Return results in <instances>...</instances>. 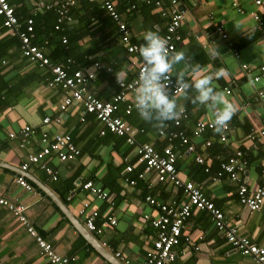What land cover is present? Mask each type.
I'll list each match as a JSON object with an SVG mask.
<instances>
[{"label": "crops", "instance_id": "1", "mask_svg": "<svg viewBox=\"0 0 264 264\" xmlns=\"http://www.w3.org/2000/svg\"><path fill=\"white\" fill-rule=\"evenodd\" d=\"M35 1L26 0L25 4L16 2L14 8L18 10L17 17L22 25L27 16L33 19L41 14L42 11L33 7ZM145 1L134 0L136 8H129L128 11L132 12L128 15L125 12L119 13L124 21H128L132 41L142 44L144 33L148 30L163 35L168 18L162 14L167 13L170 4V0H163L160 7L155 6L148 11L142 5ZM198 1L203 4L202 8L194 6L191 0H179L184 18L178 29L181 41L174 52L184 51L191 63H199L210 74L217 69H224L222 77L214 83L217 90L224 94L223 89L229 87L231 92L225 95L237 105L238 111L232 118L229 143L220 144L213 140V145H223L225 152L216 156L211 173L217 172L218 164L225 162L227 156H233L238 148L243 152L245 160H248L245 170L240 174V183L254 191L264 179V141L255 142L251 148L247 135L252 127H264V107L256 97L257 90L264 91V72L254 70V75H260V80L253 83L241 71L240 64L264 66V42L260 30L249 16L255 6L251 0H241L245 13L239 14L231 0ZM72 12L75 18L72 24L77 27L74 34L82 33L84 23L90 25L88 31L94 34L92 39H83L76 44L78 49L74 50L75 56L78 59L83 57L82 53L90 52V48L97 51L87 57L90 64L80 70L96 73L89 92L106 101L107 97L112 98L115 88L99 77L102 66L110 64L114 73H119L122 80L129 81L134 78L142 58L139 52L127 53L120 44L116 25L114 29L103 25L94 15L96 10L90 9L85 0L78 1ZM78 19L82 23H77ZM218 25L224 27L226 39L216 32ZM6 35L11 34L0 31V40ZM106 36L111 37L95 45ZM216 49L218 54L214 51ZM233 51L239 52L240 59L234 58ZM20 54L11 49L7 52V56L10 55L9 61L5 60L4 66L0 64V196L13 204L24 206L31 225L58 255L71 260L69 264H123L114 257L115 252H120L129 264H146L147 252L157 237V231L144 222L142 217L146 214L155 218L158 212L145 202L142 183L150 191L154 190L157 184L154 175H147L145 180L137 181L136 186L125 185L122 177L134 179L141 169L139 166L128 175L123 170L127 164L134 163L133 147L126 144L116 146L111 136L108 138L109 134L100 135L104 126L89 114H85L84 121H80L82 106L61 110L60 103L67 92L49 87L47 81L51 74L48 70L29 63ZM92 61L100 62L101 70L96 71ZM183 67V63L177 65V71ZM170 75L176 80V71ZM134 95L131 94L129 100H134ZM177 103L183 110L189 111L188 119L181 120L179 127L172 124L174 121H169L163 129L141 130L140 136L144 143L152 144L157 151L165 147L172 148L177 154L176 163L181 178L192 180L198 185L205 197L223 212L225 220L237 225L240 235L264 247V205L257 212H250L241 206L237 196L238 184L227 178L219 183H211L208 174L197 181L201 173L193 168L196 163L193 154L185 151L178 138L168 139L170 132L183 131L190 137L196 121L213 118L212 112L205 105L193 104L183 96H177ZM118 114L122 115V110ZM45 116L60 117L61 122L54 126H43L41 120ZM25 126H34L37 130L29 144L20 148L19 134ZM42 130L69 135L81 151L74 162L64 163L54 157L49 159V165L58 172L56 181L34 166L25 172L21 170L27 155L38 150ZM161 130L164 136H159ZM11 133L15 135L14 138L10 137ZM211 135V132H206L200 139L194 140L196 152L204 160L211 158V154L202 147V143ZM20 176L32 187L31 191L16 183ZM88 180L100 188L105 184L108 188L113 187L114 192L110 193L114 202L113 210L106 202L82 190L81 184ZM117 185L119 188L115 191ZM164 186L167 193H155L152 197L165 203L184 199L180 190L170 185ZM108 188L102 189L109 193ZM84 204H88L85 214L97 210L101 215L96 220V226L101 230L98 235L91 234L84 227V215L79 213ZM109 213L116 219L115 226L103 223L104 216ZM80 226L82 228L79 231L77 228L80 229ZM97 247L105 250L107 258L96 250ZM172 255V259L164 264H254L251 257L232 249L218 234L210 215L204 211L193 212L182 231L181 242L172 248ZM0 264H49L40 255L35 240L3 206H0Z\"/></svg>", "mask_w": 264, "mask_h": 264}, {"label": "built area", "instance_id": "2", "mask_svg": "<svg viewBox=\"0 0 264 264\" xmlns=\"http://www.w3.org/2000/svg\"><path fill=\"white\" fill-rule=\"evenodd\" d=\"M79 0H36L33 2V7L37 11H45L53 9L57 14L56 30L63 24H71L73 18L70 15V10ZM102 3L103 8L108 15L113 19L117 26L120 44L125 48L127 53L136 54L139 52V45L131 42V33L127 24L122 20L120 14L116 11L113 3L110 0H97ZM163 0L155 2L156 7H160ZM194 6L203 7V4L198 0H191ZM233 7L239 14H244L241 0H231ZM255 6V10L249 13L256 27L260 30L261 40L264 42V0H251ZM149 3V1H147ZM169 19L166 25V33L163 34L169 42L170 52L176 49V43L181 41V36L177 33L180 28L184 11L180 7L179 0H170L168 13ZM0 16L2 17L3 27L8 29L11 35H15L20 40L21 56L31 64H36L37 67L48 70L51 77L48 79L47 85L54 89H61L67 93L63 96L60 103V109L66 110L68 107L82 106L83 113L79 117L80 121H84L85 114H92L104 129L100 135L106 132L124 139L126 145L133 147L135 161L132 164H127L124 167L125 174H131L138 166L142 169L137 174L138 180H144L147 175L153 174L157 183L170 185L176 190L182 192L184 199L176 202L173 200L170 203L159 201L152 196L145 197V202L152 206L158 216L153 218L149 215H143L142 220L156 229L157 237L152 242V247L147 252L146 264H164L172 259V248L178 245L182 240V231L186 226L187 221L193 215L194 211H204L208 213L216 228L218 234L223 237L226 242L243 256L252 258L254 264H264V247L252 243L248 238L239 234L237 225L225 220L223 212L218 209L214 203L205 197L202 190L192 180L183 179L180 176L179 170L176 168L177 154L172 148L165 147L161 151H157L150 143H139L137 140L141 130L129 125L119 116V111L125 115H129L136 110L134 100H129L131 94H135V89L138 84V74L142 67V63L136 69L135 76L129 81L121 79V84L115 81L118 91L113 95L111 101H104L96 98L89 92V86L95 81L96 73L84 72L80 69L71 70V61L66 60L62 64H52L43 50L37 45H34V28L32 16H27L24 20V28L15 14L14 7L7 0H0ZM216 32L223 39L227 38L224 32V27L218 25ZM65 40H63V43ZM234 52V51H233ZM233 56L236 60L240 59L239 52H234ZM2 65H6L3 60ZM96 71L101 70V64L95 62L93 64ZM241 71L248 76L249 80L257 83L260 80V75H254V70L264 72V66L256 67L253 64H240ZM172 90H175L176 80L171 77L170 81ZM225 94H230L229 87H225ZM257 100L264 107V91H256ZM122 105V107H121ZM188 114L183 110L180 118L174 120L175 127L181 125V120L188 119ZM213 119V118H212ZM212 119L196 121L191 130L190 137L181 131L179 133L168 132V139L178 138L180 145L185 147L188 154H193L194 161L203 165L204 159L196 152L194 140L200 139L206 132H211V138H207L202 143V147L207 149L213 144V140L220 144L229 143V132L231 131V122L225 129L223 134L215 133L212 126ZM60 117L45 116L41 123L43 126H54L60 124ZM37 128L34 126H25L19 134V147L25 148L30 141L32 135L35 134ZM164 131L159 132V136H164ZM14 138V134H10ZM264 141V127H252L247 135V141L250 142L251 148L257 141ZM81 154L69 135L59 132L49 133L47 130H42L40 133L39 148L37 151L29 153L26 161L22 164L21 170L27 171L30 166H34L43 171L52 181L58 179V172L55 171L48 163L49 159L54 157L60 162H74ZM129 161V160H128ZM126 161V162H128ZM247 165V160L243 156L240 149H236L233 156H230L227 161L220 164L217 172L210 174L209 167H205V172L209 174L208 181L211 183H219L223 178H227L230 182L237 185V196L241 206L245 207L250 212H257L264 205V179L261 184L254 190L250 191L248 187L240 183V174L243 173ZM126 184L135 186L136 179L125 178ZM16 183L24 189L31 191L32 187L26 182L24 177L20 176L16 179ZM81 188L96 196L100 201H104L111 208L114 205L112 195L96 186L92 181H85L81 184ZM0 206L5 207L13 217L25 228L26 232L35 240L40 255L49 262V264H69L70 259L58 255L53 247L47 243L44 238L35 230L25 215V207L16 205L0 196ZM88 204H84V208L80 210V215H84V227L93 235H98L101 230L96 226V220L101 217L100 213L95 210L85 214ZM105 225H116V219L107 214L104 216ZM186 241L188 239H185ZM105 246V244H103ZM114 257L123 264H129L125 257L120 252H115Z\"/></svg>", "mask_w": 264, "mask_h": 264}, {"label": "clouds", "instance_id": "3", "mask_svg": "<svg viewBox=\"0 0 264 264\" xmlns=\"http://www.w3.org/2000/svg\"><path fill=\"white\" fill-rule=\"evenodd\" d=\"M143 40L139 47L142 67L134 95V106L140 119L159 129L165 128L167 122L182 116L183 108L177 103V96H183L193 104L207 106L213 114L215 133L223 134L238 111L237 105L217 90L214 83L222 77L224 69L210 74L199 63H191L184 51L170 52L167 38L157 31H146ZM214 51L218 54V49ZM181 63L184 67L177 71V65ZM174 71L176 84L173 91L170 74ZM115 75L117 83L121 84L120 74ZM193 92L195 94L191 95Z\"/></svg>", "mask_w": 264, "mask_h": 264}, {"label": "trees", "instance_id": "4", "mask_svg": "<svg viewBox=\"0 0 264 264\" xmlns=\"http://www.w3.org/2000/svg\"><path fill=\"white\" fill-rule=\"evenodd\" d=\"M7 1H8V3L11 6L14 7L17 4L16 2H21V3L25 4L24 1H26V0H7ZM85 1L89 5L90 9L94 8V10H96L94 15L99 21L102 22L103 25H106V27H108L109 29H114V25H116V24L113 21V19L108 15L106 10L103 8L101 2H99L97 0H85ZM110 1L113 3V5H114V7H115V9H116V11L118 13H121V12L124 13L125 12V13H127L126 15H128V14H130L132 12V10L128 11L129 8L130 9H135L136 8V5L134 4L135 3L134 0H110ZM147 1H149V3H147ZM156 1L157 0H146L142 5L145 6L144 8H146V10L151 11V9L155 7V2ZM74 6H73V8H74ZM73 8L70 10V15L72 16L73 21H75V18L73 17V12H72ZM14 10H15V14L17 16H19L18 10L15 9V8H14ZM167 13H168V11H167ZM167 13H163L162 16L163 17H167L169 19ZM33 19H34L33 20L34 21V23H33V26H34L33 27L34 28V31H33L34 32L33 33L34 34V38H33L32 42H33L34 45H37L40 49H42L43 52L45 51L44 54L46 55V57L49 58V60L51 61L52 64H59V63L62 64L64 62H66V60H70L72 62L71 63V69L73 71L81 69V68L87 66V64H90L91 61L87 60V57H89V55H92V54L96 53L97 51L95 49L92 50L90 48L91 51L82 53L83 57H79V59H78L77 56H75V53H74V50L78 49L76 44H78L79 41H81L83 39H87V38L88 39L89 38L92 39L94 37V34L88 31L90 29L89 28L90 27L89 24L84 23L83 24L84 30L81 31L82 33H80V34L77 33L75 35L74 32L77 29V27L75 26L76 24L75 25L72 24L73 22L71 23L72 25L66 23V24H63L59 28V30L55 29L56 28V24H57V14H56L55 10H53V9L42 11L41 14L34 16ZM81 21H82L81 19H78L77 23H82ZM124 22L127 24L128 21L125 20ZM0 28H1L0 31H4V32H8L9 33L8 29L3 27L2 17L1 16H0ZM22 28H24V24L22 25ZM116 28H117V26H116ZM164 31L165 32L163 34L166 33V29ZM177 33H178V30H177ZM110 37L111 36H106V37L98 40L95 43V45H97L99 43V41H102V40L106 41ZM49 39H51V40H49ZM63 40H65L64 43H63ZM131 42L135 43V44L142 45V43L135 42L134 40L132 41V39H131ZM177 44H178V42L176 43V46H177ZM75 45H76V47H75ZM11 49L14 50V52H18L19 53L20 52V40L15 35L14 36L13 35H6L5 38L0 40V64H1V62L3 60L9 61L10 55L7 56V52L9 50H11ZM190 59H192V56H190ZM98 63H100V62H98ZM103 66H102L103 70L99 74L100 75L99 77L101 78V80L105 79L109 83V85L114 86V88H115L114 92L116 93L118 91V87H117V85L115 83L116 75H115V73L112 70V66L110 64H107V66H105V67H103ZM46 79H45V76H44V81H46ZM106 99H107L106 101H111L112 98L111 97L110 98L107 97ZM90 116L94 117V115H92V114H90ZM119 116H121L122 119L124 121H126L129 125L133 126L134 128H136L138 130L148 131V130H152V129H158L157 127H154L152 124L146 123L143 120H141L136 110L132 111L129 115H125L122 112V115L119 114ZM95 120H96V118H95ZM106 133L109 134L108 138L111 136V141L114 142V144L116 146H121V145L125 144L123 138L115 136L114 134H111L109 132H106ZM107 134L105 136H107ZM140 135L141 134H139L137 140H138L139 143H144L145 141L141 138ZM207 150H208V153H210L211 155L213 154V156L210 155L209 157H211V158L207 157L204 160V164L203 165L198 164V163H194V166H193V168H195L197 171H199L201 173V176L197 179V181H201L202 179L205 178L206 175L208 176V174L204 171L205 167L208 166L209 170H210V173L212 172L213 164L216 161L215 158H217L216 156L218 154H221V153L225 152L224 146L223 145H219V144H214V145L212 144L209 148H207ZM126 152L124 154H126ZM226 158L228 159V156ZM227 159H225L224 161H227ZM132 160L134 162L135 158H133ZM221 163L222 162H220L218 164V170L220 168V164ZM176 168H177V163H176ZM141 169H142V167H141ZM141 169H139V170L141 171ZM202 174H203V176H202ZM122 179H123L122 182L125 185H128L125 182V176H123ZM131 179H133V178H131ZM134 179H137V174H136V178H134ZM137 181H139V180H137ZM141 181H143V180H141ZM164 185L165 184H163V183H157L156 186H155V189L150 191V189L147 187V185H144L142 183V186H143V189H144V190L141 189L142 192H143V198H145L148 195L154 196L155 193H159L160 195L162 193H165V192L167 193V190L164 188L165 187ZM102 188L103 189H107L108 186L105 184ZM112 188L113 187H109L108 188L109 193L114 192V190H112ZM118 188L119 187L117 185L115 187V191L118 190ZM113 207H114V205H113ZM113 207H111L112 210H113ZM109 215H110V213H109Z\"/></svg>", "mask_w": 264, "mask_h": 264}, {"label": "water", "instance_id": "5", "mask_svg": "<svg viewBox=\"0 0 264 264\" xmlns=\"http://www.w3.org/2000/svg\"><path fill=\"white\" fill-rule=\"evenodd\" d=\"M72 221V220H71ZM73 222V221H72ZM81 226H80V229L79 228H77V230H81ZM83 234V233H82ZM84 235V234H83ZM85 236V235H84ZM90 244L91 245H93V243L92 242H90ZM94 246V245H93ZM100 254H102L103 256H105L106 258H107V255L105 254V250L103 249V248H101V247H97V249H96ZM111 262V261H110Z\"/></svg>", "mask_w": 264, "mask_h": 264}]
</instances>
